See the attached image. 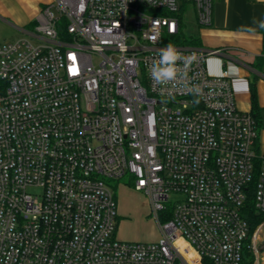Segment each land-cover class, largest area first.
Instances as JSON below:
<instances>
[{"label":"built area","instance_id":"1","mask_svg":"<svg viewBox=\"0 0 264 264\" xmlns=\"http://www.w3.org/2000/svg\"><path fill=\"white\" fill-rule=\"evenodd\" d=\"M183 3L212 24L214 0H52L26 36L0 44V264H241L246 247L258 257V118L239 109L227 69L209 71L223 49L175 41ZM169 43L194 58L157 83L151 66ZM126 176L157 240L116 236Z\"/></svg>","mask_w":264,"mask_h":264},{"label":"crops","instance_id":"2","mask_svg":"<svg viewBox=\"0 0 264 264\" xmlns=\"http://www.w3.org/2000/svg\"><path fill=\"white\" fill-rule=\"evenodd\" d=\"M263 29L264 0H214L212 24L199 27L201 47L223 49L222 54L208 58L209 71L213 74H220L224 69L229 71L237 105L243 111L252 109V81L256 84L258 105L264 103V61L259 59L264 55ZM124 192L129 197L136 196V191ZM116 236L122 240L142 239L130 230L127 215L122 212L119 213ZM261 237L264 241V228ZM158 238L159 234L153 240ZM256 260L258 264H264V251Z\"/></svg>","mask_w":264,"mask_h":264},{"label":"rangeland","instance_id":"3","mask_svg":"<svg viewBox=\"0 0 264 264\" xmlns=\"http://www.w3.org/2000/svg\"><path fill=\"white\" fill-rule=\"evenodd\" d=\"M50 1L52 0H0V44L15 40L21 36H26L27 34L20 27L26 23H32L28 27L34 29L33 26L37 22V17L39 15V6H44ZM180 18L183 34L188 38L191 36L199 37L202 41L199 27L203 26H199L196 22L194 6L192 3H183ZM33 41L35 40L33 39ZM263 106L264 103L263 105L259 104L257 129L259 136L264 142ZM128 178L129 177L126 176L120 179L116 188L118 213L122 212L127 215V222L130 230L141 235V240L134 241H152L158 236V234L160 236L158 223L151 216L148 198L143 193L141 194L136 191L130 184ZM125 190L136 191V196L129 197L124 192ZM180 196L179 193L171 194L172 199ZM138 204H140V206H135ZM248 250L253 253L249 248ZM263 251L258 253L260 257Z\"/></svg>","mask_w":264,"mask_h":264},{"label":"clouds","instance_id":"4","mask_svg":"<svg viewBox=\"0 0 264 264\" xmlns=\"http://www.w3.org/2000/svg\"><path fill=\"white\" fill-rule=\"evenodd\" d=\"M193 58L184 56L172 43H169L160 50L159 58L153 61L150 70L152 79L157 83H166L175 79L178 74H182L178 62H183L187 67Z\"/></svg>","mask_w":264,"mask_h":264},{"label":"trees","instance_id":"5","mask_svg":"<svg viewBox=\"0 0 264 264\" xmlns=\"http://www.w3.org/2000/svg\"><path fill=\"white\" fill-rule=\"evenodd\" d=\"M182 27V23H181ZM264 32V29H263ZM175 41L178 42L179 44H190V45H196L200 46L201 45V39L199 37L191 36V37H186L183 34L182 28H180L179 33L175 36ZM260 61H264V55H262L260 58ZM251 98H252V109L251 112L254 116L258 118L259 114V105L257 102V92H256V84L255 81L251 82ZM251 197H253V191L252 195L250 196V201H249V224H250V230L253 231L257 225L264 220V213H257L255 209L253 208V198L251 201ZM255 260L254 253H251L248 248L246 247L244 250V255H243V261L241 264H253Z\"/></svg>","mask_w":264,"mask_h":264},{"label":"water","instance_id":"6","mask_svg":"<svg viewBox=\"0 0 264 264\" xmlns=\"http://www.w3.org/2000/svg\"><path fill=\"white\" fill-rule=\"evenodd\" d=\"M264 250V242L260 245V247L258 248V251L261 252Z\"/></svg>","mask_w":264,"mask_h":264}]
</instances>
